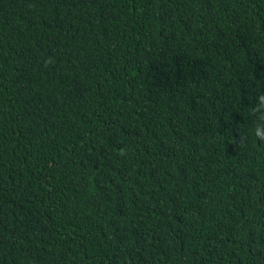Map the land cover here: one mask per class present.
<instances>
[{"label": "trees", "instance_id": "1", "mask_svg": "<svg viewBox=\"0 0 264 264\" xmlns=\"http://www.w3.org/2000/svg\"><path fill=\"white\" fill-rule=\"evenodd\" d=\"M264 0H0V264H264Z\"/></svg>", "mask_w": 264, "mask_h": 264}, {"label": "clouds", "instance_id": "2", "mask_svg": "<svg viewBox=\"0 0 264 264\" xmlns=\"http://www.w3.org/2000/svg\"><path fill=\"white\" fill-rule=\"evenodd\" d=\"M257 100H258V108L264 110V95L258 96ZM256 135H264V132H261V130L257 129Z\"/></svg>", "mask_w": 264, "mask_h": 264}]
</instances>
